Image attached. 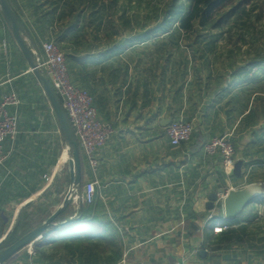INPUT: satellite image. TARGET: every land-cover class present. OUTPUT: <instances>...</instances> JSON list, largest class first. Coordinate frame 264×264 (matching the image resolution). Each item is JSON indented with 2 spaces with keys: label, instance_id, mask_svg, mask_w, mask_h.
<instances>
[{
  "label": "crops",
  "instance_id": "obj_1",
  "mask_svg": "<svg viewBox=\"0 0 264 264\" xmlns=\"http://www.w3.org/2000/svg\"><path fill=\"white\" fill-rule=\"evenodd\" d=\"M6 1L18 30L0 10V101L15 94L19 105L9 107L17 136L2 143L0 252L61 211L55 227L3 264H264L263 2L243 6L221 30L169 32L177 23L160 28L140 0ZM47 42L112 129L94 176L81 157V193L97 182L92 205L71 185L67 146L31 70ZM174 121L192 128L178 147L166 134ZM213 138L233 146L239 175L202 150ZM245 187L257 196L225 218L226 192ZM59 216L112 245L93 256L88 244L80 252L54 243Z\"/></svg>",
  "mask_w": 264,
  "mask_h": 264
},
{
  "label": "built area",
  "instance_id": "obj_2",
  "mask_svg": "<svg viewBox=\"0 0 264 264\" xmlns=\"http://www.w3.org/2000/svg\"><path fill=\"white\" fill-rule=\"evenodd\" d=\"M41 50L43 58L37 60V67L44 73L59 97L73 126L81 157L94 176L98 167L96 152L107 143L112 129L99 121L93 98L89 92L71 83L65 55L52 42L43 43ZM18 105L19 100L15 94L5 95L0 101V165L6 159L2 151V143L6 139L14 140L18 133L17 117L9 112V107ZM191 132V125L185 122H170L166 128L167 137L173 147L187 142ZM202 150L208 155H219L224 168L228 171L233 169L234 149L227 140L213 138L203 145ZM96 187V180L85 183L81 193L83 204L92 205L94 203ZM221 230V227L215 229L217 232Z\"/></svg>",
  "mask_w": 264,
  "mask_h": 264
},
{
  "label": "trees",
  "instance_id": "obj_3",
  "mask_svg": "<svg viewBox=\"0 0 264 264\" xmlns=\"http://www.w3.org/2000/svg\"><path fill=\"white\" fill-rule=\"evenodd\" d=\"M253 0H167L163 3L160 9H154V16L159 19L164 29L171 22H176L175 32H194L202 30H221L229 23L232 16L243 6L250 4ZM264 4V0H260ZM159 10V11H158ZM159 28V31L161 29ZM64 221H69V217L59 216L55 223L57 234L53 238L54 243L69 244L64 245L67 248L84 247L88 244V249L93 251V256H96L101 251L103 244L112 245L111 241L95 238L91 235L86 236V232L81 233V225L79 221L73 220L69 223L61 224ZM34 226L28 228L21 235H25ZM17 239L10 241L5 247L12 245ZM71 243V244H70ZM80 252H82L79 249Z\"/></svg>",
  "mask_w": 264,
  "mask_h": 264
},
{
  "label": "water",
  "instance_id": "obj_4",
  "mask_svg": "<svg viewBox=\"0 0 264 264\" xmlns=\"http://www.w3.org/2000/svg\"><path fill=\"white\" fill-rule=\"evenodd\" d=\"M0 10L3 14V17L12 26L14 32L17 33L18 23L11 9L9 8L6 0H0ZM18 43L20 47L24 50V52L27 53V48L19 38ZM31 70L33 73H35L36 78L57 119L60 132L63 136L68 150V164L71 171V185L78 188L77 191L81 196L80 189L82 185V161L80 148L76 136L74 134L73 126L61 105L59 97L52 89L48 79L40 71L35 62L31 63ZM240 168L241 162H236L233 167L234 174L239 175ZM255 196H257V193L255 192L254 187H245L241 190H228L223 198V213L225 218L230 219L235 217L242 210L245 204L248 203ZM215 199L216 197L212 198V201H214ZM60 211L61 210L57 211L54 215H52L44 224L32 230L6 249L2 250L0 252V264L5 263L17 252H19L20 250L31 244L33 241H35L44 232L55 227L53 221L56 218L57 214L60 213Z\"/></svg>",
  "mask_w": 264,
  "mask_h": 264
},
{
  "label": "rangeland",
  "instance_id": "obj_5",
  "mask_svg": "<svg viewBox=\"0 0 264 264\" xmlns=\"http://www.w3.org/2000/svg\"><path fill=\"white\" fill-rule=\"evenodd\" d=\"M126 1H128V0H126ZM140 1H141V7H142L141 13L143 14V13H149L150 12L149 16L153 18V17H155L154 16V12H155L154 9L155 8L160 9L162 7L163 3L166 2L167 0H140ZM172 29H173V27H167V31H169V32L174 31ZM164 32L165 31H160L159 33H164Z\"/></svg>",
  "mask_w": 264,
  "mask_h": 264
},
{
  "label": "bare ground",
  "instance_id": "obj_6",
  "mask_svg": "<svg viewBox=\"0 0 264 264\" xmlns=\"http://www.w3.org/2000/svg\"><path fill=\"white\" fill-rule=\"evenodd\" d=\"M66 158H67V160H68V155H66Z\"/></svg>",
  "mask_w": 264,
  "mask_h": 264
}]
</instances>
